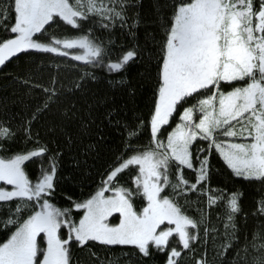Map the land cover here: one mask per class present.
I'll return each instance as SVG.
<instances>
[{
	"label": "snow or ice",
	"instance_id": "6c2138e0",
	"mask_svg": "<svg viewBox=\"0 0 264 264\" xmlns=\"http://www.w3.org/2000/svg\"><path fill=\"white\" fill-rule=\"evenodd\" d=\"M144 3L0 0V32L6 33L0 36V67L18 54L37 52L85 69L71 85L56 76L47 86L22 80L29 91H39L42 102L17 127L14 115L0 116V152H8L18 138L26 145L0 155V225L12 229L0 243V264H74V248L87 251L92 264H146L154 253L166 256L164 264H181L185 253L194 264H228L229 254L230 264H249L251 248L256 253L251 264H264L261 231L250 241L245 236L243 246L238 243L243 193L213 187L210 163L215 152L233 177L264 186V0H150V17ZM96 29L109 39L97 36ZM116 29L127 43L111 39ZM137 62H155L158 69L147 120L138 118L133 127L113 119L115 109L97 117L100 101L86 91L97 79L94 70L109 74L108 83L119 88ZM53 104H62L63 112L48 131L76 153L77 166L98 155L104 121L123 123L126 133L124 151L105 169L96 190L82 200L68 196L70 206L64 208L51 202L63 153L51 150L33 129ZM144 128L148 142L133 143ZM27 162L36 163L35 178ZM122 174L128 177L123 182ZM137 200L143 202L139 210ZM256 204L253 216L264 217V196ZM191 206H198L196 216L188 214ZM216 207L223 211L217 217L222 231L210 224L209 210ZM74 211L82 213L79 218ZM115 216L119 222L113 224ZM210 244L213 260L207 259ZM117 246L121 251L112 252Z\"/></svg>",
	"mask_w": 264,
	"mask_h": 264
},
{
	"label": "trees",
	"instance_id": "16d2710c",
	"mask_svg": "<svg viewBox=\"0 0 264 264\" xmlns=\"http://www.w3.org/2000/svg\"><path fill=\"white\" fill-rule=\"evenodd\" d=\"M143 13L146 17H150L151 5L150 0H145ZM57 26L53 25L52 31ZM87 28V25H85ZM152 31V28H148ZM96 35L107 41L108 34L96 29ZM145 28L140 29L141 42L144 40ZM6 33L0 32V36H5ZM117 44L128 42V38L124 36L119 29L114 30L111 36ZM72 64L78 62L66 60L62 57H55L51 54L29 52L18 54L17 57L12 58L6 66L0 67V116L11 117L14 115L15 119L12 121L13 126L17 127L22 120L31 115L38 103H41L43 97L38 90L29 91L21 81L31 78L35 83H41L47 86L53 76H56L60 84L71 85L78 80L79 76L85 70L82 66L76 68L71 67ZM92 70V69H89ZM97 79L89 81L86 85V91L89 93V99L94 98L100 103L95 109V114L100 117L106 110L115 109L116 116L113 119H119L124 123L135 126L138 123V118L147 120L153 106L154 93L156 90L158 69L153 62L151 65L144 63L131 64L126 72L125 77L128 81L127 85L113 88L109 83V76L106 72L95 69ZM59 87V84L57 85ZM131 90V91H130ZM77 95H81L78 93ZM79 106V105H78ZM63 112L62 104H53L50 111L44 113L38 121L33 123L34 131H38L39 135L44 141L49 142V148L53 151L59 150L63 153L60 168L59 179L56 181L57 187L52 197L51 202L59 208L69 207L70 201L67 199L71 196L75 200H82L96 190L97 185L101 180V175L105 169L113 162L115 157L124 151V142L126 133L124 131L123 123L117 127L114 124L110 125L104 121L105 140L103 141L100 151L97 156L88 159L87 164L81 163L77 166L74 163L76 153L63 145V138H57L50 133L48 129L54 123H58L60 114ZM99 122V119L97 120ZM173 126L176 121L173 120ZM75 125L69 127V131H74ZM95 131V130H94ZM171 131V129H167ZM165 133V134H166ZM150 138V132L147 128L141 131V134L133 143L144 145ZM91 140L95 141L96 136H92ZM203 143V142H200ZM25 142L18 138L17 142L9 145L8 152H0V155L7 156L13 152H17L24 148ZM31 147V144H27ZM211 170V185L217 188H227L228 191L239 190L243 193L241 198L242 213L238 218L240 228L239 245L243 246L245 243V236L250 241L252 234L255 231H261L264 234V217L258 218L253 216V211L256 209V202L264 196V186L257 182H247L243 179L235 178L230 171L223 164L215 152L210 156ZM37 165L35 162H27L28 173L35 178ZM185 174L194 180V174L189 170H185ZM127 174H122L121 181L127 180ZM192 200L196 199L195 194L189 193ZM137 209L143 206L141 200L136 201ZM191 212V213H190ZM247 213L245 219L244 214ZM74 216L79 218L82 214L74 211ZM188 214L196 216L198 214V206H191L188 208ZM222 208L216 207L209 210L210 224H215L217 229L222 231V224L217 220L218 215H222ZM116 216L111 218V221L116 220ZM10 228H4L0 225V243L7 240L10 235ZM93 251L98 252L102 256H107L108 253L101 250V246H94ZM127 250V249H125ZM112 252L119 253L120 247L111 249ZM249 264H251V257L256 253L249 249ZM74 264H92V258L87 251L75 249L73 251ZM232 254H229L228 264H230ZM166 256L161 253H154L149 259H146V264H164ZM207 259H215V249L208 246ZM181 264H194V260L189 258V254L185 253Z\"/></svg>",
	"mask_w": 264,
	"mask_h": 264
},
{
	"label": "rangeland",
	"instance_id": "374dc122",
	"mask_svg": "<svg viewBox=\"0 0 264 264\" xmlns=\"http://www.w3.org/2000/svg\"><path fill=\"white\" fill-rule=\"evenodd\" d=\"M116 220H114V221H111V223H113V224H116V223H118L119 222V217L118 216H116Z\"/></svg>",
	"mask_w": 264,
	"mask_h": 264
},
{
	"label": "bare ground",
	"instance_id": "6f19581e",
	"mask_svg": "<svg viewBox=\"0 0 264 264\" xmlns=\"http://www.w3.org/2000/svg\"><path fill=\"white\" fill-rule=\"evenodd\" d=\"M191 213V212H190Z\"/></svg>",
	"mask_w": 264,
	"mask_h": 264
}]
</instances>
